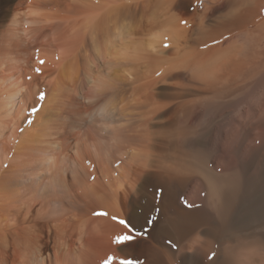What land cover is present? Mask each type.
Here are the masks:
<instances>
[{
	"label": "bare ground",
	"instance_id": "1",
	"mask_svg": "<svg viewBox=\"0 0 264 264\" xmlns=\"http://www.w3.org/2000/svg\"><path fill=\"white\" fill-rule=\"evenodd\" d=\"M125 261L264 264V0H0V264Z\"/></svg>",
	"mask_w": 264,
	"mask_h": 264
},
{
	"label": "snow or ice",
	"instance_id": "2",
	"mask_svg": "<svg viewBox=\"0 0 264 264\" xmlns=\"http://www.w3.org/2000/svg\"><path fill=\"white\" fill-rule=\"evenodd\" d=\"M184 23L186 24L187 21H184ZM43 63H44V61H41V64H43ZM39 71H40V70H39ZM39 71H38V72H39ZM43 95H45V94H43ZM104 215H106V213H104ZM119 222H120L121 224H124L126 227H130V225H128L126 221L121 220V221H119ZM121 237H124V238H123V239H120V237H117V238H116V242H117V243H124V242H127V241H130V240L134 239V237H132L131 235H123V236H121ZM125 264H128V262L125 261Z\"/></svg>",
	"mask_w": 264,
	"mask_h": 264
}]
</instances>
